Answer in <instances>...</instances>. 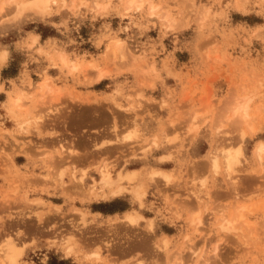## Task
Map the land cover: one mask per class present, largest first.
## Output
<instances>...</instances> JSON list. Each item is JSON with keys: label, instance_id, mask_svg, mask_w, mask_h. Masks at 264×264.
Here are the masks:
<instances>
[{"label": "rangeland", "instance_id": "374dc122", "mask_svg": "<svg viewBox=\"0 0 264 264\" xmlns=\"http://www.w3.org/2000/svg\"><path fill=\"white\" fill-rule=\"evenodd\" d=\"M155 2L165 7L139 27L128 16L93 20L85 9L86 16L62 9L49 25L27 19L36 15L32 10L23 23L9 20L10 8L0 12L3 39L18 36L20 27L44 36L63 24L52 39L86 42L77 53L84 66L50 69L51 90L22 101L16 119L0 108V245L12 240L21 247L22 241L26 264H260L264 258V159L256 150L264 134L243 140L235 176L225 156L231 149L236 154L240 137L216 134L220 100L230 91L247 102L257 126L264 115L255 83L264 56L261 0ZM220 3L233 5L228 26L213 20L202 26L200 6L215 16ZM105 24L113 33L124 29L120 38L136 61L127 69L126 61H108L100 50L105 45L97 46ZM202 31L206 38L194 52ZM39 82L31 77L28 96ZM211 150L220 167L211 165ZM105 165L114 179L136 172L117 180L121 194L102 186ZM153 170L172 183L153 177ZM127 211L141 216L137 224L122 220Z\"/></svg>", "mask_w": 264, "mask_h": 264}, {"label": "snow or ice", "instance_id": "6c2138e0", "mask_svg": "<svg viewBox=\"0 0 264 264\" xmlns=\"http://www.w3.org/2000/svg\"><path fill=\"white\" fill-rule=\"evenodd\" d=\"M163 3L157 4L155 0H6L0 2V12H4L6 8H10L8 15L10 21L23 23L25 19V11L32 10L36 13L35 16H28L27 19H36L42 21L45 25L52 24L49 18L56 15L62 9H67L77 16H86V12H81V9L89 10L92 13L91 19L96 20L100 16H128V23L130 26L139 27L141 24L150 25L152 18L157 16L160 9H163ZM195 7V5H193ZM201 20L200 24L203 26L209 20L214 23H223L225 27L228 26L229 13L233 7L231 3H220L215 7V16L211 8H203L200 6ZM261 14L264 15V0H261ZM136 14H139L136 19H133ZM56 32H50L47 29L43 30L44 36L39 31L25 32L22 27L19 28V35H11L9 39H3L6 35L0 31V108L4 110L8 117L16 119L17 112L22 108V101H30L37 97L40 93L50 91L52 77L49 76L50 69H57L61 73L68 69L78 71L83 67V61L77 54L79 44L86 43L82 38L77 37L71 39L65 36L61 39H52L51 37L56 33L63 30V24L52 25ZM124 29L121 28L116 33H113L107 24L104 25L100 32V39L97 46L100 44L105 45L101 48L105 58L108 61L124 60L126 63L121 65L127 69L128 65L135 63V59L128 55L127 41L120 38V32ZM257 31L264 37V25ZM206 33L201 32V36L193 41L192 50L196 51V45L199 44L201 39L206 38ZM44 37H48L45 39ZM65 39L67 43H65ZM96 40L95 37H92ZM264 51V49H262ZM37 53L39 58H37ZM186 59V57H185ZM94 67V65H87ZM258 68V84L259 90L264 99V56H261ZM17 73H19L17 75ZM104 73H100L102 76ZM35 76L40 82L35 84L32 91V96H28L25 85L30 81L31 77ZM4 77H13L14 79H4ZM249 80H254V77H249ZM151 86V85H148ZM244 91L249 89L245 87ZM221 110L220 119L216 128V134L220 136L237 135L240 137L236 141L239 145L235 149L236 156L240 157L243 149V140L249 136H255L256 132L264 134V115L261 116L259 126H257L252 118L248 115L246 104L241 103L239 99V92L230 91L227 96L220 100ZM30 106V105H29ZM22 126V125H21ZM190 132L195 138L196 129H190ZM154 139L157 141L155 147H159V135H155ZM257 151L262 159H264V135L260 138ZM171 142V139H169ZM171 157L162 156L161 161L169 160ZM159 167V165H157ZM153 177H163L168 183H172L171 177L162 171L153 170ZM120 190L116 189L112 192L113 195H119ZM143 195V192L140 193ZM143 206V205H141ZM200 215L199 212L196 213ZM21 247H17L16 243L12 240H5L3 245H0V255L4 257L0 260V264H26L22 259L24 256L23 242ZM72 249L69 248L68 252L71 253ZM67 264H72L68 261ZM260 264H264V258L261 259Z\"/></svg>", "mask_w": 264, "mask_h": 264}, {"label": "bare ground", "instance_id": "6f19581e", "mask_svg": "<svg viewBox=\"0 0 264 264\" xmlns=\"http://www.w3.org/2000/svg\"><path fill=\"white\" fill-rule=\"evenodd\" d=\"M25 2H29V0H27V1H25ZM169 15H167L166 17H168ZM165 17V19H167ZM169 19V18H168ZM101 73V72H100ZM103 73V72H102ZM101 75L99 74V77H100ZM51 90V89H50ZM52 90H57V88H55V89H52ZM241 103H243V104H246V106H247V109H248V115L252 118V115L250 114V111H249V106H248V104H247V102H241ZM218 136V135H217ZM217 140V139H216ZM218 141V140H217ZM218 143V142H217ZM259 143H260V141H259ZM220 145V144H219ZM259 145V144H258ZM257 146V145H256ZM222 148V147H221ZM221 148H220V151H221ZM257 148H258V146H257ZM230 149V148H229ZM218 150V149H217ZM232 150V149H231ZM230 150V151H231ZM257 150V149H256ZM229 151V152H230ZM68 152V151H67ZM227 153L228 154V156H225L226 157V165H225V167H226V169H227V172L229 173V175L231 176L232 175V172L234 173V170H235V168H234V165H233V162H234V159H235V156H236V154L233 152V151H231V153ZM232 152H233V154H232ZM258 152V151H257ZM211 153V154H210ZM209 153V155L211 156V155H214V157L212 158V159H214V161H212L211 163V165H213L214 166V164H215V167H220L219 166V162H218V156H217V154H216V151H214V150H211V152ZM223 153V152H222ZM223 154H225V153H223ZM255 154H256V152H255ZM258 154V153H257ZM256 154V155H257ZM219 155V154H218ZM260 155V154H259ZM259 155H257L258 157H260ZM237 160V159H236ZM109 165H105L103 168L101 167L100 168V171H101V180L100 181H102V182H104L103 184H102V186L104 185V184H107V185H109V187L111 188H109L110 189V192L112 193L114 190H116V189H119L120 190V193L119 194H121V192H123V188H124V186L122 187V186H120L119 187V184L118 183H120L121 182V180H123L124 178H132L131 176L133 175V174H135L136 172L135 171H127L126 173H122V172H120L119 173V177L118 178H116V179H114L113 178V176H112V173H111V170H110V168L108 167ZM214 167V168H215ZM216 169V168H215ZM218 169V168H217ZM161 171V170H160ZM162 172H164V171H162ZM165 173V172H164ZM236 173V172H235ZM86 173H84V175H85ZM166 174V173H165ZM228 175V174H227ZM234 175V174H233ZM232 175V176H233ZM169 176V175H168ZM235 176V175H234ZM83 178H84V176H83ZM160 178H163V177H160ZM232 178V177H231ZM80 179V178H79ZM233 179H235L234 177H233ZM120 180V182H118V181ZM80 181V180H79ZM116 181H117V187L118 188H116V187H112V185L113 184H115L116 183ZM101 182V183H102ZM115 182V183H114ZM232 182V181H231ZM76 185V184H75ZM74 185V186H75ZM140 184H138V186H139ZM104 186H106V185H104ZM142 186V185H141ZM141 186H140V188H141ZM77 187V186H76ZM81 187L82 188H84L83 187V184L81 185ZM73 188V187H72ZM80 188V187H79ZM143 189V188H142ZM76 190V189H75ZM85 190V189H84ZM136 190H137V187H136ZM66 191V190H65ZM69 191H70V189H69ZM79 192V191H78ZM136 192V191H135ZM140 192H142V191H140ZM107 193V192H106ZM143 193H144V191H143ZM108 194V193H107ZM138 191H137V196H138ZM145 194V193H144ZM143 194V195H144ZM86 195H87V192H86ZM140 195V194H139ZM89 196V195H88ZM141 196V195H140ZM139 198V197H138ZM141 198V197H140ZM42 202H43V200H42ZM58 207V206H57ZM76 210V209H75ZM141 216L139 215H135L133 212H130V211H127V212H125V215H124V218H122V220L123 221H126V222H128V223H130V224H133V225H135V224H137L138 223V221H139V218H140ZM150 223H149V228H150ZM131 226V225H130ZM151 228H152V226H151ZM151 230V229H150ZM63 239V238H62ZM166 243V242H165ZM68 246V245H67ZM70 248V247H69ZM67 250V249H66ZM97 253V255H95L96 256V258H97V256H100L99 255V253L98 252H93L92 254H96ZM3 257V256H2ZM1 257V260H3V258ZM99 258V257H98ZM209 259V258H208ZM203 260H204V258H203ZM205 261H206V259H205ZM203 261H201V263L200 264H203L202 263ZM204 264H206V262L204 263Z\"/></svg>", "mask_w": 264, "mask_h": 264}]
</instances>
